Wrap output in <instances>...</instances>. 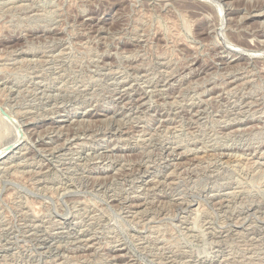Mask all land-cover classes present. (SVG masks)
<instances>
[{"label": "rangeland", "instance_id": "rangeland-1", "mask_svg": "<svg viewBox=\"0 0 264 264\" xmlns=\"http://www.w3.org/2000/svg\"><path fill=\"white\" fill-rule=\"evenodd\" d=\"M259 14L0 0V264H264Z\"/></svg>", "mask_w": 264, "mask_h": 264}, {"label": "bare ground", "instance_id": "bare-ground-1", "mask_svg": "<svg viewBox=\"0 0 264 264\" xmlns=\"http://www.w3.org/2000/svg\"><path fill=\"white\" fill-rule=\"evenodd\" d=\"M230 1V0H229ZM214 3H215V1H214ZM224 3V2H223ZM218 5V4H217ZM230 5V4H229ZM232 7V6H231ZM252 8V7H251ZM245 9V8H244ZM243 9V10H244ZM257 10V9H256ZM246 11V10H245ZM258 13H260V12H258ZM222 14V13H221ZM258 16H264V14H259ZM245 18V17H244ZM225 20V19H224ZM237 20V19H236ZM239 21V20H238ZM224 23V22H223ZM246 27V26H245ZM234 28V27H233ZM52 30V29H51ZM96 33V32H95ZM240 37V36H239ZM55 38V37H54ZM61 40V39H60ZM261 43V42H260ZM11 48V47H10ZM60 48V47H59ZM263 48V47H262ZM224 49V48H223ZM14 50V49H13ZM241 50V49H240ZM248 50V49H247ZM253 50V49H252ZM59 51V50H58ZM238 51V50H237ZM260 51V50H259ZM253 52V51H252ZM64 54V53H63ZM252 54V53H251ZM255 54V53H254ZM260 54V53H259ZM34 57V56H33ZM16 59V58H15ZM14 59V60H15ZM48 59V58H47ZM135 59V58H134ZM44 60V59H43ZM46 62V61H45ZM193 63V62H192ZM129 67V66H128ZM138 67V66H137ZM134 68V67H133ZM183 68V67H182ZM239 68V67H238ZM136 69V68H135ZM165 69V68H164ZM163 69V70H164ZM256 70V69H255ZM190 71H192V70H190ZM218 71V70H217ZM216 71V72H217ZM239 71V70H238ZM248 71V70H247ZM254 71V70H253ZM110 72V71H109ZM169 72V71H168ZM252 72V71H251ZM259 72V71H258ZM107 73H108V71H107ZM121 73V72H120ZM127 73V72H126ZM214 73V72H213ZM218 73H220V72H218ZM113 74V73H112ZM118 74H119V72H118ZM141 74V73H140ZM144 74H145V72H144ZM190 74V73H189ZM249 74V73H248ZM146 75V74H145ZM219 75V74H218ZM257 75V74H256ZM35 76H37V75H35ZM106 76V75H105ZM249 76V75H248ZM111 78V77H110ZM237 78V77H236ZM120 79V78H119ZM133 79V78H132ZM165 79V78H164ZM206 79H208V78H206ZM145 80V79H144ZM119 81V80H118ZM165 81V80H164ZM181 81V80H180ZM194 81V80H193ZM134 82H135V80H134ZM217 82V81H216ZM226 82V81H225ZM224 82V83H225ZM241 82V81H240ZM146 83V82H145ZM163 83V82H162ZM190 83V82H189ZM125 85H127V84H125ZM137 85V84H136ZM82 86V85H81ZM130 86V85H129ZM193 86V85H192ZM221 86V85H220ZM243 86H245V85H243ZM62 87V86H61ZM60 87V88H61ZM86 87V86H85ZM124 87V86H123ZM122 87V88H123ZM154 87V86H153ZM165 87V86H164ZM216 87V86H215ZM113 88V87H112ZM119 88V87H118ZM210 88V87H209ZM230 88V87H229ZM132 89V88H131ZM79 90H80V88H79ZM124 90H125V88H124ZM205 90V89H204ZM120 91V90H119ZM206 91V90H205ZM74 92V91H73ZM152 92V91H151ZM217 92V91H216ZM127 93H128V91H127ZM130 93V92H129ZM203 93V92H202ZM237 93V92H236ZM150 94V93H149ZM217 94V93H216ZM126 95V94H125ZM245 95V94H244ZM114 97V96H113ZM135 99V98H134ZM147 99V98H146ZM229 101V100H228ZM249 101V100H248ZM252 102V101H251ZM148 103V102H147ZM245 103V102H244ZM247 103V102H246ZM142 104V103H141ZM221 104V103H220ZM238 104V103H237ZM122 105H123V103H122ZM249 105V104H248ZM124 106V105H123ZM226 106V105H225ZM88 107V106H87ZM122 107V106H121ZM236 108V107H235ZM247 108V107H246ZM135 109V108H134ZM133 109V110H134ZM256 109V108H255ZM115 110V109H114ZM161 110V109H160ZM195 110V109H194ZM204 110V109H203ZM119 111V110H118ZM240 111V110H239ZM244 111V110H243ZM217 113V112H216ZM256 113V112H255ZM83 114V113H82ZM125 114V113H124ZM8 115V114H7ZM114 115V114H113ZM113 115H111V116H113ZM228 116V115H227ZM12 117V116H11ZM110 118V117H109ZM222 118V117H221ZM62 119V118H61ZM14 117H13V119H12V123L15 125V122H14ZM114 120V119H113ZM1 121V120H0ZM5 121H6V119H5ZM16 121V123H17V120H15ZM116 122H118V121H116ZM2 123H3V119H2ZM6 123V122H5ZM4 123V124H5ZM8 124H10L11 125V123H9V121H7V124L5 125V126H7ZM16 125H18V124H16ZM62 125V124H61ZM11 127V126H10ZM15 127V126H14ZM19 127V126H18ZM12 128V127H11ZM119 128V127H118ZM10 129V128H9ZM14 129V128H13ZM20 129V128H19ZM58 129V128H57ZM12 130V129H11ZM13 131V130H12ZM34 131V130H33ZM139 131V130H138ZM59 132V131H58ZM15 133V132H14ZM14 135H16L17 136V134H14ZM24 136V135H23ZM18 137V136H17ZM20 137H21V135H20ZM123 138V137H122ZM18 139V138H17ZM21 139V138H20ZM14 140V139H13ZM19 140V139H18ZM22 140V139H21ZM20 140V141H21ZM10 141H12V140H10ZM17 140H15V141H13L12 143H10L8 146H5L4 148H2L1 146V148H0V160L2 159V158H4L5 156H7L9 153H11L12 151H14V149H16V147H17ZM6 144H7V142H5ZM20 147V146H19ZM50 147V146H49ZM47 148V147H46ZM55 148V147H54ZM57 148V147H56ZM44 150V149H43ZM195 150V149H194ZM19 151V150H18ZM52 151V150H51ZM195 151H197V150H195ZM264 151V150H263ZM167 156V155H166ZM177 159V158H176ZM252 160V159H251ZM99 176V175H98ZM96 180V179H95ZM96 182V181H95ZM161 183V182H160ZM164 183V182H163ZM157 184V183H156ZM159 184V183H158ZM146 185V184H145ZM165 185V184H164ZM134 197V196H133ZM143 203V202H142ZM130 205V204H129ZM134 210V209H133ZM53 238V237H52ZM4 246V245H3Z\"/></svg>", "mask_w": 264, "mask_h": 264}, {"label": "water", "instance_id": "water-1", "mask_svg": "<svg viewBox=\"0 0 264 264\" xmlns=\"http://www.w3.org/2000/svg\"><path fill=\"white\" fill-rule=\"evenodd\" d=\"M1 113L5 116V117H8V115L7 114H5V112L4 111H2L1 110Z\"/></svg>", "mask_w": 264, "mask_h": 264}]
</instances>
